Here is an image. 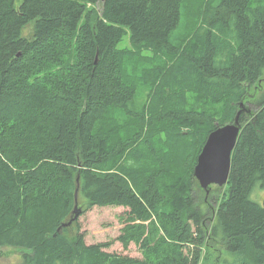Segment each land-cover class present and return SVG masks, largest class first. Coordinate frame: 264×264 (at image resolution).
Returning <instances> with one entry per match:
<instances>
[{
    "label": "trees",
    "instance_id": "trees-1",
    "mask_svg": "<svg viewBox=\"0 0 264 264\" xmlns=\"http://www.w3.org/2000/svg\"><path fill=\"white\" fill-rule=\"evenodd\" d=\"M263 82L264 0H0V249L264 264ZM239 111L226 188L206 196L197 156ZM95 206L127 209L115 241L141 259L67 225Z\"/></svg>",
    "mask_w": 264,
    "mask_h": 264
},
{
    "label": "rangeland",
    "instance_id": "rangeland-1",
    "mask_svg": "<svg viewBox=\"0 0 264 264\" xmlns=\"http://www.w3.org/2000/svg\"><path fill=\"white\" fill-rule=\"evenodd\" d=\"M97 10H101V3H98ZM264 87V82L261 83ZM224 187L211 186V191L222 193ZM260 202L264 199V191L258 192L254 197ZM127 209L122 207H92L87 209L77 219L79 233L83 235L86 245L111 243V246L104 249L106 253L127 256L134 259H141V253L138 248L130 244L127 250L116 242L122 228V220L125 218ZM204 252V251H203ZM19 251L11 248L0 249V264H18L20 261ZM202 253L199 264H201Z\"/></svg>",
    "mask_w": 264,
    "mask_h": 264
},
{
    "label": "water",
    "instance_id": "water-1",
    "mask_svg": "<svg viewBox=\"0 0 264 264\" xmlns=\"http://www.w3.org/2000/svg\"><path fill=\"white\" fill-rule=\"evenodd\" d=\"M96 63V60L95 62ZM240 111L236 114L232 123L218 127L210 132L206 141L197 156L193 169V177L204 190L206 196L211 186H226L230 174L231 154L235 149L241 126L239 124ZM264 207V199H263ZM78 218L76 207L74 218L67 224L71 225L74 219Z\"/></svg>",
    "mask_w": 264,
    "mask_h": 264
},
{
    "label": "bare ground",
    "instance_id": "bare-ground-1",
    "mask_svg": "<svg viewBox=\"0 0 264 264\" xmlns=\"http://www.w3.org/2000/svg\"><path fill=\"white\" fill-rule=\"evenodd\" d=\"M212 242V241H211Z\"/></svg>",
    "mask_w": 264,
    "mask_h": 264
}]
</instances>
